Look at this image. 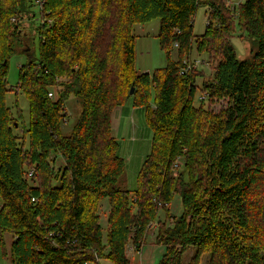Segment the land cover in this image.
Here are the masks:
<instances>
[{"label": "trees", "instance_id": "trees-1", "mask_svg": "<svg viewBox=\"0 0 264 264\" xmlns=\"http://www.w3.org/2000/svg\"><path fill=\"white\" fill-rule=\"evenodd\" d=\"M37 2L39 56L20 53L29 62L16 87L29 100L26 125L18 104L16 112L7 106L15 91L8 73L24 45L23 13ZM229 5L0 0V233L13 237L12 264H132L128 247L141 253L154 226L155 242L165 248L160 264H183L192 247L197 251L190 264H200L205 254L209 264H264V0L243 1L236 18ZM202 6L207 26L196 36ZM157 19L167 66L139 73L134 27ZM237 27L252 40L251 59L240 60L231 43ZM194 47L215 59L209 80L197 69L181 75ZM203 94L211 103L228 100V107L209 115L204 105L196 107ZM71 98L81 113L64 135ZM130 99L145 109L153 130L135 192L125 188L126 163L111 125L114 111ZM53 156L63 166L57 168ZM177 195L183 210L174 217L170 206Z\"/></svg>", "mask_w": 264, "mask_h": 264}, {"label": "rangeland", "instance_id": "rangeland-1", "mask_svg": "<svg viewBox=\"0 0 264 264\" xmlns=\"http://www.w3.org/2000/svg\"><path fill=\"white\" fill-rule=\"evenodd\" d=\"M243 3V0H229V6H231L232 15L236 18L238 15V8ZM40 3L33 4L32 7L25 9L23 13V19L20 24L22 27V33L24 38V45L17 47V53L10 60L8 83L10 88L15 89L7 95V106L17 111L16 105L18 104L19 111L22 112V118L26 125L29 123V100L26 98L22 90L17 91L16 87L19 82L20 68L29 62V55L20 54L22 51L31 53L32 57L37 58L39 56V36L37 33L38 27L43 24L40 15ZM208 9L205 6L199 8L197 15L194 19L195 28L194 32L196 36H201L206 31L207 26ZM25 18V19H24ZM160 20H153L147 24H138L134 27V35L136 37V68L139 73L152 74L157 69H161L167 66V57L165 52L162 51L158 34L160 30ZM237 25V24H236ZM231 43L234 46L237 56L240 60L251 59L254 53V46L252 40L249 39L239 27H237ZM30 46V47H26ZM173 61L179 60V55L175 49L172 54ZM214 58H210L206 54H199L194 47L192 58L184 59L190 62H201L197 68L193 70H201L205 73V80L212 78L216 62ZM203 80L199 81L202 84ZM155 96L151 99V105L154 107ZM204 105V110L212 116H218L226 107H228V100L216 99L212 103L208 99H204V94L199 95L196 101V107ZM67 109L69 117L66 124L62 127L64 135H69L74 126L76 125L81 113V106L76 99L71 98L67 102ZM111 125L113 131V137L118 144V156L122 158L126 163V182L125 188L130 192H135L138 185V178L143 164L147 157L152 152L153 144V130L149 125L146 117V111L144 108L136 107L134 99L128 100L124 106L121 107L119 114L112 115ZM205 117L202 118L204 125L206 123ZM55 159L56 167L63 166V162L60 158L53 156ZM170 213L174 217H179L182 214V201L181 197L177 195L170 206ZM110 207L108 200H105L101 204V216L102 224L107 229L108 215ZM154 231L151 233L145 241L142 254L140 255L135 251L132 244L128 247L127 254L131 259L132 264H160L165 255V248L163 245H158L155 242L157 226L153 227ZM4 239V244L1 240ZM13 243V237L11 234L0 233V264H12L10 257V250ZM132 247V248H131ZM197 249L189 248L182 256L183 264H190L191 260L195 256ZM211 256L209 254L203 255L200 264H209ZM103 264H111L109 261H103Z\"/></svg>", "mask_w": 264, "mask_h": 264}, {"label": "built area", "instance_id": "built-area-1", "mask_svg": "<svg viewBox=\"0 0 264 264\" xmlns=\"http://www.w3.org/2000/svg\"><path fill=\"white\" fill-rule=\"evenodd\" d=\"M245 1V0H243ZM175 47L177 48L178 45L176 44ZM201 64V62H190V61H185L183 68L181 69V75H185L186 73H188L189 71L193 70V68H197V66H199ZM50 97L53 98V94H50ZM205 99V97H204ZM180 166V162L178 161L175 165V168H179ZM33 173L30 174V176H32ZM140 254V253H139Z\"/></svg>", "mask_w": 264, "mask_h": 264}, {"label": "crops", "instance_id": "crops-1", "mask_svg": "<svg viewBox=\"0 0 264 264\" xmlns=\"http://www.w3.org/2000/svg\"><path fill=\"white\" fill-rule=\"evenodd\" d=\"M120 109H121V107H119V108H117L115 111H114V113H113V115L115 114V116H116V114H119V111H120ZM113 117V116H112ZM132 248V247H131ZM143 251V250H142ZM142 254V252L140 253V255ZM110 262V261H109ZM111 264H113L112 262H110ZM101 264H103V261H102V263ZM140 264H143V263H140Z\"/></svg>", "mask_w": 264, "mask_h": 264}, {"label": "water", "instance_id": "water-1", "mask_svg": "<svg viewBox=\"0 0 264 264\" xmlns=\"http://www.w3.org/2000/svg\"><path fill=\"white\" fill-rule=\"evenodd\" d=\"M135 93V88H132L131 91H130V95L133 96Z\"/></svg>", "mask_w": 264, "mask_h": 264}, {"label": "bare ground", "instance_id": "bare-ground-1", "mask_svg": "<svg viewBox=\"0 0 264 264\" xmlns=\"http://www.w3.org/2000/svg\"><path fill=\"white\" fill-rule=\"evenodd\" d=\"M25 19V18H24Z\"/></svg>", "mask_w": 264, "mask_h": 264}]
</instances>
